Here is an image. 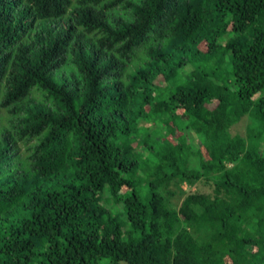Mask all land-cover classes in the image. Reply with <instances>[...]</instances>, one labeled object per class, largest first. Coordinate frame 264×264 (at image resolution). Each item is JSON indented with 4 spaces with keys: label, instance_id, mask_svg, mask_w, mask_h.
<instances>
[{
    "label": "trees",
    "instance_id": "1",
    "mask_svg": "<svg viewBox=\"0 0 264 264\" xmlns=\"http://www.w3.org/2000/svg\"><path fill=\"white\" fill-rule=\"evenodd\" d=\"M102 261L264 264V0H0V264Z\"/></svg>",
    "mask_w": 264,
    "mask_h": 264
},
{
    "label": "rangeland",
    "instance_id": "2",
    "mask_svg": "<svg viewBox=\"0 0 264 264\" xmlns=\"http://www.w3.org/2000/svg\"><path fill=\"white\" fill-rule=\"evenodd\" d=\"M189 69V67H186L185 68V71H189L188 70ZM248 121H249V119L248 118H243L238 124H236L233 128H232V130H231V132H233V133H241V134H243V135H245L246 134V125L248 124ZM189 140H190V137H189ZM180 190L182 191H185V190H188V186H186V184H182L181 186H180ZM181 191H179V190H177V193H176V195L171 199V204L173 205V206H177L178 204H179V202H180V200H181V197H180V195H181ZM102 264H105V261H102L101 262Z\"/></svg>",
    "mask_w": 264,
    "mask_h": 264
}]
</instances>
